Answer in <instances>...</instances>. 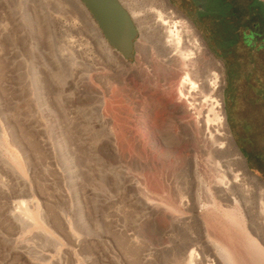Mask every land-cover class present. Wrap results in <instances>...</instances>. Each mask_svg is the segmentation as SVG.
Here are the masks:
<instances>
[{"label": "rangeland", "instance_id": "1", "mask_svg": "<svg viewBox=\"0 0 264 264\" xmlns=\"http://www.w3.org/2000/svg\"><path fill=\"white\" fill-rule=\"evenodd\" d=\"M165 3L206 51L188 61L219 78L232 144L218 109L193 100L190 86L178 92L184 75L176 80L157 56L148 25L133 20L125 61L75 0H0V264H225L224 247L234 264L245 261L243 247L209 231L211 210L190 195L198 181L263 190L264 164L243 152L225 113L229 74L249 72L231 45L243 35L264 40V0L263 16L254 0ZM258 78L243 73L239 87L253 91ZM14 205L30 206L36 225L13 220ZM249 216L239 208V234L262 255L264 218Z\"/></svg>", "mask_w": 264, "mask_h": 264}, {"label": "bare ground", "instance_id": "2", "mask_svg": "<svg viewBox=\"0 0 264 264\" xmlns=\"http://www.w3.org/2000/svg\"><path fill=\"white\" fill-rule=\"evenodd\" d=\"M123 1V7L127 10L132 20H134L139 27L144 26L145 24L148 25L149 30L155 33V41L157 43L156 54L163 60V63L174 67L176 71V80L181 75H184V77H181L180 79L181 85L178 88V92L182 96L186 97L185 94L190 92L188 91L187 93L185 91L187 88L186 86H188V88L190 86V89L193 90L191 93H196L194 94L195 97L193 96V100H204L206 103H211L213 108L218 109L219 113H216V118L219 127L225 133L226 140L232 144V140L230 139L231 137L229 138L226 132L225 115L222 111L223 107L219 99L221 97V84L217 74L212 71V66L208 63L200 62L204 67L208 66V68L206 67L207 69L204 68V70L200 72V70L195 69V65H192L190 61H188L194 56L205 55L206 51L204 47L198 43L197 39L193 35L189 34L186 29L181 26V22L177 19L178 17L175 16L176 13L168 7L167 3H165V0ZM137 50L141 52L142 48L137 47ZM213 97L216 98L214 99ZM97 112H103L101 103H98ZM218 182L219 183H214L213 187H206L201 181H198L195 191L193 192V190H191L193 193L190 195V203L193 207L197 205L200 210L206 211L205 214L208 213L207 210H211L209 212V218L206 220L207 222L205 224L206 227L209 228V231L211 230V232L217 234H219V232H223L226 234L225 237L229 238L227 239L229 240L228 242L231 244L236 242L244 248L246 253L243 251L242 252L245 254L244 256L247 257L248 261L246 258H244V256L240 257L242 254V248H240L241 254L238 255V257L234 255V257L232 256L234 259L235 257L238 260L239 257L240 260L243 258L246 262L240 261V263L245 262V264H264V253L262 250L260 251L262 255H259V252H257L258 248L254 245L255 242L253 241V243L246 233L245 235L239 234L241 230L238 229V226L241 223L239 218V208L244 210L245 213L250 216L260 215V217L262 216L264 218V186L260 185L263 190L258 189L257 191L254 188L251 189L252 186L249 187L248 184H245L244 186V184L240 185L231 181ZM218 204H226L229 209H222L219 211L218 209L220 208L218 206L220 205ZM28 207H16V210L14 209L13 214L11 213V218L16 220V222H20V224L22 223L24 225L27 224L30 226L28 222H31V225L33 223L36 225V221L32 219L30 213L31 209ZM35 211L37 210H34V212ZM221 211L222 213H220ZM253 216L251 217L253 218ZM37 217L41 216L38 215ZM239 220L240 223L238 222ZM261 220L263 221L262 218ZM239 245L238 247H240ZM223 249H225V247ZM223 249H221V251L223 253L222 256L224 263L234 264L232 258ZM198 258V256L194 257V253H191L189 256L190 263ZM238 260L237 263H239Z\"/></svg>", "mask_w": 264, "mask_h": 264}, {"label": "crops", "instance_id": "3", "mask_svg": "<svg viewBox=\"0 0 264 264\" xmlns=\"http://www.w3.org/2000/svg\"><path fill=\"white\" fill-rule=\"evenodd\" d=\"M257 0H254V3L256 4ZM256 14L263 16V10L261 7H258L259 4H256ZM255 30H258L256 26L254 27ZM253 34L249 36L243 35L242 38H240V42L238 46L236 44H232V47H235L236 51H233V58L235 62H242L244 61V47H253V46H264V40L260 42V44L256 45L254 42ZM252 41V42H251ZM238 51V52H237ZM240 60V61H238ZM240 66V65H239ZM240 74L238 75V79L235 78L234 73L235 70H232V72L229 74L230 77H232L231 84L235 85V89L230 91L228 94L229 98V106H230V113L228 116L227 109H226V117L227 122L232 130H237L236 132L239 133V135L244 136L243 133L247 132L248 136H251L253 134L251 131L254 130L256 132L257 128H264V73L255 72L252 73L251 71L242 72L241 66H240ZM243 73H246L247 75H254V77L258 78V81L255 85V89L252 91L247 87L240 88V81L243 77ZM228 76V79H229ZM253 77V76H252ZM240 129V130H239ZM247 130V131H246ZM251 132V133H250ZM254 132V133H255ZM255 137V138H254ZM257 133L253 134V139L248 138L246 139L249 142H257Z\"/></svg>", "mask_w": 264, "mask_h": 264}, {"label": "water", "instance_id": "4", "mask_svg": "<svg viewBox=\"0 0 264 264\" xmlns=\"http://www.w3.org/2000/svg\"><path fill=\"white\" fill-rule=\"evenodd\" d=\"M91 20L103 43L123 60L133 59L135 24L119 0H75Z\"/></svg>", "mask_w": 264, "mask_h": 264}, {"label": "trees", "instance_id": "5", "mask_svg": "<svg viewBox=\"0 0 264 264\" xmlns=\"http://www.w3.org/2000/svg\"><path fill=\"white\" fill-rule=\"evenodd\" d=\"M258 7H261L262 9V6ZM243 49L244 54L246 55L245 57H247L248 59L249 71H251L252 73H264V46H249L244 47ZM242 63H244V61ZM236 131L237 130H234L233 134L235 135V140L239 144V146H241L243 152L245 154H253L254 157L261 160V162H263L264 164V128H257L256 132L254 130L251 131L253 134L257 133V142H249L246 140L248 138L253 139V134H251V136H248V133L245 132L243 133L244 136H241Z\"/></svg>", "mask_w": 264, "mask_h": 264}, {"label": "flooded vegetation", "instance_id": "6", "mask_svg": "<svg viewBox=\"0 0 264 264\" xmlns=\"http://www.w3.org/2000/svg\"><path fill=\"white\" fill-rule=\"evenodd\" d=\"M204 14V13H203Z\"/></svg>", "mask_w": 264, "mask_h": 264}]
</instances>
